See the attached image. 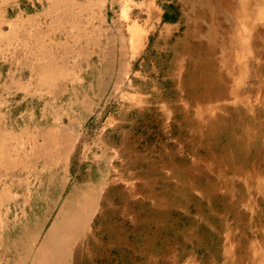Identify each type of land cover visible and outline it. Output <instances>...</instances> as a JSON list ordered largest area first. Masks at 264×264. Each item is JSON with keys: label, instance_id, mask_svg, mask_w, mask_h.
<instances>
[{"label": "rangeland", "instance_id": "obj_1", "mask_svg": "<svg viewBox=\"0 0 264 264\" xmlns=\"http://www.w3.org/2000/svg\"><path fill=\"white\" fill-rule=\"evenodd\" d=\"M216 3L0 0V264H229L263 242L264 165L240 171L264 136L233 113L264 109V58L227 68L242 26ZM216 67L238 99L204 98Z\"/></svg>", "mask_w": 264, "mask_h": 264}, {"label": "bare ground", "instance_id": "obj_2", "mask_svg": "<svg viewBox=\"0 0 264 264\" xmlns=\"http://www.w3.org/2000/svg\"><path fill=\"white\" fill-rule=\"evenodd\" d=\"M263 1L264 0H217L216 6L219 8H221L222 6H224V7L226 6V9L231 8L232 12L236 16V18H235L236 22L238 20L242 26V31L238 32L237 31L238 29L235 30L238 32L235 35L237 36V38L239 37L238 38L239 40L236 38L235 35H231V37L234 38L236 45H238V43L240 45L239 50H238V54L236 52L235 53L238 57L242 56V58H235L234 57L235 44H234V40L232 38L230 39L229 44L226 43L227 48L225 49L224 53L225 54L227 53L229 55V57L225 61V64L227 65V68L229 67L230 70H231V66L237 65L238 62L242 63V64L245 63L246 62L245 59L249 55H250V57L253 56L252 58H255V56H257V58H255V63L257 62L258 65L260 64L261 60H263V58H264V37L260 36V34H258L259 32L256 33V35L251 36V33L249 32V30H247V27L251 28V25L249 24V22H250L249 20H251V18L254 17L255 19H257V18L261 17L262 11H264V10H262L263 3H264ZM215 10H212V12L209 14L205 13V15H208V17L210 19H212L218 15V11L217 10L215 11ZM232 12H230V13H232ZM262 18H264V16ZM257 25H259V24H257ZM238 26H239V24H238ZM133 30H134L133 31L134 35L137 36L139 34V31L137 29H133ZM251 30H252V28H251ZM201 44H204V43H201ZM252 45L256 49L253 47V49H254L253 50ZM206 46L209 47V49H212L210 51H213V50L216 51L215 44L209 43ZM205 60L207 63H211L213 66H217L220 63L219 58H217V57H213V59L209 58V59H205ZM248 61H249V59H248ZM261 67L264 69V66H261ZM258 72L260 73V71H258ZM228 74H229V76H225L223 74V72H220L219 69L216 67V69L213 71V73L211 74V76L208 79H204V78L199 76L198 83L201 85V87L204 88V90L202 92V95L204 96V98H207L208 100H211V101H216V100L222 101V100H224L225 102L229 101V99H238L240 88L237 89L236 87L232 86L233 85V83H232L233 78L231 76L232 75L231 71ZM255 74H257V73H255ZM260 77H261V79H259ZM260 77L257 79L260 81L261 87H264V77L261 74H260ZM234 82H236L235 79H234ZM253 89L254 88L249 87V90H253ZM248 110L246 109L245 114H242L241 112L233 113V114H235V116H233L235 118V120L233 121V124L235 126H237L238 128H241V129H246L248 127L247 131H246V135H247V139H249V140H251V131H253L256 135H258L260 132H262V135L264 136V132H263L264 131V120H261L262 119L261 117H264V109L260 110V112L258 114L259 118L257 117L258 116L257 112H254V111L252 112V110H250V112H252L250 114L248 112ZM260 114H261V116H260ZM246 122H248V124ZM243 143H244V141H241L238 144L240 146H242ZM239 153H241V152L239 151ZM243 156L245 159L247 156H248V158H250L249 155L246 156L244 154ZM246 164H248V166H246L247 170H242L240 172L244 173L243 177L246 178L245 183L246 182L247 183L253 182V181H255V176L253 175V172L262 171V169H263L262 167L264 165V149L261 148L259 151H257V159L255 161H253L252 163L246 162ZM256 187L258 188V186H256ZM247 189H248V187H247ZM249 189H250V187H249ZM256 202H257V204L259 203V204H262L264 206V197H259ZM246 206L250 207V205H246ZM77 211L81 212V210H77ZM85 211L86 210L83 209L82 210L83 213L81 214L84 217L87 215L85 213ZM261 218H264V216H261ZM239 219H241V217ZM243 223H246V226L248 227L250 225V220L248 219V221H247V218H245ZM262 235H263V240H262L263 242H261L258 246H252L251 244H249V245H251V248L246 247L245 245H240L238 248H237V246H235L237 249H236V251L234 250V252H233L232 251L233 245H232L231 249L230 250L228 249L229 251L227 253L230 255H233V253L236 254L235 252H237L238 255L237 254L234 255L232 257V259H233L232 262H229V264H245L246 260H249L250 264H264V233ZM244 236H246V235H244ZM258 236H259V234H258ZM250 240H252V239H250ZM246 262H248V261H246Z\"/></svg>", "mask_w": 264, "mask_h": 264}]
</instances>
